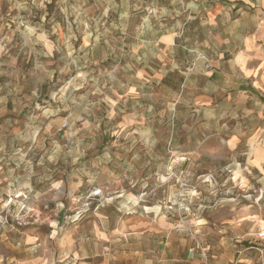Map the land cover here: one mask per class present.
<instances>
[{
  "label": "rangeland",
  "instance_id": "obj_1",
  "mask_svg": "<svg viewBox=\"0 0 264 264\" xmlns=\"http://www.w3.org/2000/svg\"><path fill=\"white\" fill-rule=\"evenodd\" d=\"M189 1L67 0L83 24L75 15L63 22L55 9L60 28L51 39L59 49L50 46L42 56L29 54L19 33L10 35L12 18L28 15L11 5L30 0H0V47L4 37L11 41L0 52V189L14 170V186L43 194L34 217L38 235L52 231V219L62 228L60 244L45 240L36 264H147L154 257L188 264L201 261L202 252L208 264H247L258 255L255 237L239 241L241 251L213 245L241 230L264 231V186L247 174L237 179L233 165L243 168L250 157L255 163L253 148L264 150V94L226 90L218 106L200 102L199 78L183 80L194 67L185 41L176 38L173 53L156 39L168 27L183 29L193 15ZM261 168L253 166L252 176ZM58 181L60 189L49 191ZM191 189L199 199L193 197L189 215L180 203ZM242 193L253 199L237 203ZM57 202L64 205L58 212ZM85 203L79 220L68 219Z\"/></svg>",
  "mask_w": 264,
  "mask_h": 264
},
{
  "label": "clouds",
  "instance_id": "obj_2",
  "mask_svg": "<svg viewBox=\"0 0 264 264\" xmlns=\"http://www.w3.org/2000/svg\"><path fill=\"white\" fill-rule=\"evenodd\" d=\"M11 4V0H9ZM13 8L25 7L27 9L28 15L26 17H21L17 15L12 18V23L15 24L14 29H10V35H17L19 33L24 44L30 47L29 54L48 56L50 54V46H55L59 49L60 42L56 41L53 45L52 37L53 33L59 32L60 23L57 22L55 9H58L59 14L63 17V22L69 21L70 17L76 16L77 25L83 24L81 20V14L77 9L69 11V6L67 0H30L26 5L12 4ZM82 7V5H80ZM235 7V4H233ZM50 8L54 9L50 13ZM254 10V12L252 11ZM104 16L107 15V9H105ZM128 15L127 12L122 14V18ZM242 16L247 17L250 20H255L259 22L261 26H264V0H248V11L242 10ZM99 23V21H97ZM69 29L72 25L68 24ZM87 24H84V34L86 38L92 36V32L87 30ZM71 38H75V34H71ZM98 39V37H97ZM6 43L3 47H0V52H7V44L11 43L8 37H4ZM47 49V50H46ZM127 92V87L124 88ZM150 111V109H149ZM175 155V153H173ZM49 160L54 159V156L48 157ZM233 165L235 166V176L237 179L243 181L244 174H247L248 177L252 180H256L257 183L264 186V168H261V175L259 177L252 176L250 169L255 167H261L264 165V154L259 158L258 163L249 158L247 165L241 167L240 164H236L233 160ZM19 167V165H17ZM232 170V166H229L228 171ZM12 171H9L5 176L4 180L8 181L7 187L0 189V264H36L35 257L39 255L42 250L44 241L47 240L50 246H57L60 244V241L57 239L58 233L62 231V228L58 226V222L55 219L49 221V224L52 228V231L47 234V236L41 238L39 233V228L37 221L35 220L36 210L39 207V197L43 195L42 193H37L33 195L32 190L25 184L20 186H14L15 181L11 178ZM162 171L165 172V175L171 178L174 173L170 169ZM159 175V173H158ZM91 183V181H89ZM62 181L55 182L49 188V191L59 190L61 187ZM183 187V183L181 184ZM243 187L247 189L251 187L248 183H244ZM25 191L28 192V195L24 199H19L18 196H24ZM232 191V189H229ZM5 195L7 198L5 199ZM184 202L180 203V209L184 212H189V215L193 213L190 211L193 205V197L199 199L198 193L195 189H191L188 192L183 193ZM241 196L244 199L252 200L253 197L246 194H240L237 197V203ZM64 207L63 204L57 202L56 212ZM203 210V206L195 209V214L198 218L199 213ZM87 211V203L83 204L79 211L76 212V215L68 217L72 221L80 219V213ZM264 214V213H262ZM9 217L14 221L13 224H9ZM43 221H40L42 223ZM19 225L20 227H17ZM27 225H34L33 227H24ZM250 227V226H249ZM227 231V229H226ZM219 234V230L215 233ZM204 235H207V231L204 232ZM248 237H255V243H257V253L258 255L253 258V260L248 261L247 264H264V231L251 230L246 234L243 230L240 232H234L230 237H225L222 240L217 241L213 246L216 249H219L221 245H225L230 251H241L237 247L239 241H242ZM192 238L196 240L197 246L202 247L206 250V243L203 240V237L197 239L193 234ZM93 242H95L93 240ZM243 252H246L247 249H243ZM229 259L231 256L229 255ZM51 262L52 258H48ZM153 260L156 261V264H159V260L155 257ZM153 260L147 262V264H153ZM58 264V262H57ZM69 264H76L75 261H70ZM188 264H208L206 258L201 261H190ZM219 264V262H217ZM234 264H239V261H235Z\"/></svg>",
  "mask_w": 264,
  "mask_h": 264
},
{
  "label": "crops",
  "instance_id": "obj_3",
  "mask_svg": "<svg viewBox=\"0 0 264 264\" xmlns=\"http://www.w3.org/2000/svg\"><path fill=\"white\" fill-rule=\"evenodd\" d=\"M187 6L193 15L183 23V29L176 32L168 27L156 39L165 51L173 53L179 50L176 38L185 41L184 49L194 67L186 68L189 72L184 73L183 80L199 78L200 102L218 106L219 92L226 90H253L263 95L264 26L241 15L242 10L248 11V0H190ZM198 53L211 60L209 69L196 60ZM231 142L234 144L233 139ZM253 149L258 150V163L264 150Z\"/></svg>",
  "mask_w": 264,
  "mask_h": 264
},
{
  "label": "built area",
  "instance_id": "obj_4",
  "mask_svg": "<svg viewBox=\"0 0 264 264\" xmlns=\"http://www.w3.org/2000/svg\"><path fill=\"white\" fill-rule=\"evenodd\" d=\"M199 59L202 60V61L204 62V67H205V69H209V68H210V62H211V61H210L205 55L200 54V55H199ZM201 257H202L203 260H204L205 258H206V260H207L206 253L202 252V253H201Z\"/></svg>",
  "mask_w": 264,
  "mask_h": 264
}]
</instances>
